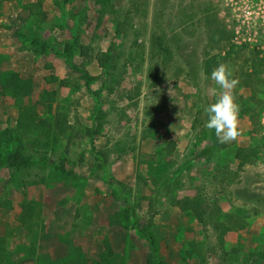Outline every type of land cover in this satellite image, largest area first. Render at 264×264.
Wrapping results in <instances>:
<instances>
[{
  "label": "rangeland",
  "instance_id": "rangeland-1",
  "mask_svg": "<svg viewBox=\"0 0 264 264\" xmlns=\"http://www.w3.org/2000/svg\"><path fill=\"white\" fill-rule=\"evenodd\" d=\"M207 1L0 0V133L28 106L48 134L36 135L45 171L15 175L26 187L0 169V264H146L151 242L157 264H264V64L231 48L221 60ZM222 61L239 80V135L219 148L195 120ZM10 72L33 96L1 91ZM58 120L72 129L55 142ZM238 148L250 150L242 168ZM201 190L193 210L172 206ZM30 201L39 218L25 228Z\"/></svg>",
  "mask_w": 264,
  "mask_h": 264
},
{
  "label": "trees",
  "instance_id": "trees-1",
  "mask_svg": "<svg viewBox=\"0 0 264 264\" xmlns=\"http://www.w3.org/2000/svg\"><path fill=\"white\" fill-rule=\"evenodd\" d=\"M214 26L217 29V25L213 22ZM119 31V30H118ZM217 31V30H216ZM119 33V32H118ZM220 40L224 37L223 33H219ZM77 38H73V42L70 46H68L69 52L66 54L68 57L73 54L77 46ZM229 59L228 54L222 58L221 60L226 61ZM223 62V61H222ZM221 63V62H219ZM218 63V64H219ZM217 64V65H218ZM212 67V65H211ZM211 69V68H210ZM207 70H209L207 68ZM212 71V70H211ZM210 71H207L209 73ZM188 76L191 77V74L188 73ZM196 85H194L195 87ZM34 83L31 79H26L21 77V75L17 72H10L6 78L3 80L1 85V91L5 94H10L13 99H24L33 96L34 94ZM205 106V102H204ZM207 121V115L204 112V107L198 111L197 119L195 120L197 126H200L203 131H209L207 127H205ZM56 131L54 141L57 142L60 138H64L66 136V132L71 130V126H68L65 122L58 120L56 121V125L54 127ZM39 124L37 122L36 114L32 113L28 106H24L19 108V115L17 119V123L15 128L6 129L5 131L0 133V169L6 168L11 171V182L16 186L26 187V182L23 180L22 182H18L16 178V174L21 172L22 170H29L35 167H41L42 171L48 167V156L43 150L44 147L48 146V143L41 139L40 133L44 134L48 137L47 133L41 131L39 133ZM35 133V135H34ZM39 135L38 137L36 135ZM209 134V133H208ZM207 135L208 144H212L216 147H221V143L217 140L210 138ZM50 136V134H49ZM71 139V138H70ZM206 147L205 151H209ZM204 151V152H205ZM249 149L238 148L236 151V159L239 161V166L242 168L248 157ZM21 165V166H19ZM19 166V168H18ZM50 166V165H49ZM53 172L60 177H68L75 178L73 173L67 172L62 166H53L51 167ZM39 174V173H38ZM40 177L41 176H36ZM29 178V176L27 177ZM203 189V188H202ZM204 194L203 190H201L198 198H185L183 200L176 201L172 204L173 207L177 208L180 212H187L193 210L196 206L201 205L204 202ZM1 209L10 208L9 202H5L4 204L0 203ZM21 209L23 214L19 218V223L25 227L28 226L32 221H35L39 218V212L36 209V205L33 202H24L21 205ZM28 226V227H27ZM225 233L229 231L228 227H225ZM4 240L0 238V252L3 251ZM190 252L188 255H192L191 251L195 249V242L189 243ZM160 252V248L157 244L151 242L150 243V253L147 255V263L146 264H157L158 255ZM185 264H188L187 262Z\"/></svg>",
  "mask_w": 264,
  "mask_h": 264
},
{
  "label": "built area",
  "instance_id": "built-area-1",
  "mask_svg": "<svg viewBox=\"0 0 264 264\" xmlns=\"http://www.w3.org/2000/svg\"><path fill=\"white\" fill-rule=\"evenodd\" d=\"M220 24L231 48L247 59L264 64V0H208L203 12Z\"/></svg>",
  "mask_w": 264,
  "mask_h": 264
},
{
  "label": "clouds",
  "instance_id": "clouds-1",
  "mask_svg": "<svg viewBox=\"0 0 264 264\" xmlns=\"http://www.w3.org/2000/svg\"><path fill=\"white\" fill-rule=\"evenodd\" d=\"M210 79L218 86V89L212 87L209 90L215 97V101L204 108L207 115L205 127L215 130L220 143H227L235 140L239 135V105L234 95V89L239 80L234 77L232 70L225 62L219 63L211 71Z\"/></svg>",
  "mask_w": 264,
  "mask_h": 264
}]
</instances>
